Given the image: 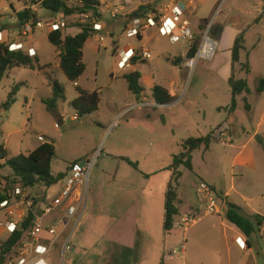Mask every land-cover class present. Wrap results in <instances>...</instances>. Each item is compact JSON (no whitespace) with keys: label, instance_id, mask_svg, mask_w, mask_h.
I'll use <instances>...</instances> for the list:
<instances>
[{"label":"rangeland","instance_id":"obj_1","mask_svg":"<svg viewBox=\"0 0 264 264\" xmlns=\"http://www.w3.org/2000/svg\"><path fill=\"white\" fill-rule=\"evenodd\" d=\"M68 2L76 3L75 0ZM195 2L191 15L193 26L201 22L190 46L194 41L201 44L204 32L211 25L209 34L219 41L214 58L200 59L191 69L177 65L172 55L167 54L184 55L189 42L171 45L166 40L150 44L144 41V46L151 47V56L140 60L136 67L142 73L141 83L145 88L141 99L130 91L127 80L121 75L129 68L119 66L121 58L115 47L126 37L136 42L142 40L128 34L120 23L123 21L120 16L112 18L106 13L117 25L111 32L110 23L106 22L97 32L98 49L93 47L95 39L85 45L86 70L81 79L84 87L100 90L101 103L94 113L79 117L74 116L71 104L78 96L77 83L70 81L58 66L59 49L47 36V27L50 29L49 24L61 14H53L40 4L36 9L45 27L25 38L34 43L33 46L28 44L25 50L33 49L39 63L34 69L13 67L0 84V143L16 156L32 150L39 136L53 141L55 174L62 173L69 164L96 161L85 189L82 206H86V211L78 223L73 221V249L66 252L65 264H162L163 261L165 264H247L248 261L264 264V229H257L251 236L253 250L228 245L223 222L233 228L234 225L227 221L225 210L222 214H206V206L197 192L202 182L216 186L217 191L230 190V199L237 201L243 214L264 215V199L258 192L264 184V150L257 137L249 143L257 160L256 167L233 165L238 148L249 141L257 126H264V122L261 123L264 90H259L264 78V0ZM23 5L24 0H0L1 22L14 33L19 31L14 9ZM67 21L70 27L67 32L75 33L80 28L77 26L88 20L69 17ZM226 25L245 33L247 51L258 64L246 77L252 109L246 107V101L239 95L236 109H231L232 78L229 82L222 80L217 68L224 61L222 49L231 43V34L227 35V31L220 39ZM142 32L145 34L144 29ZM257 41L260 44L253 48ZM114 75L120 77L112 80ZM51 77L64 86L66 94V100L60 101L54 109L47 102L53 96ZM173 82L180 98L177 103L139 105L144 99L155 102L153 88L156 85L169 88ZM10 94L16 101L4 109L3 104ZM222 132L226 133L225 137ZM208 135H211L210 145L206 148L204 144L194 152L192 168L185 163L174 167V156L183 150L182 139ZM123 158L137 162L139 168ZM177 169L181 176L176 204L182 207L183 216L189 214V206L194 205L200 209L202 217L185 230L181 225L182 216L178 215L175 230L167 232L164 229L166 192ZM11 174L10 167H0V183L4 185ZM45 189L37 186L28 192L34 198L41 196L39 193ZM205 230L208 233L203 235ZM226 231L235 237L233 231ZM183 240L187 242L185 256L169 258L168 252ZM57 253L54 251V264H61L57 259L60 253Z\"/></svg>","mask_w":264,"mask_h":264},{"label":"trees","instance_id":"obj_2","mask_svg":"<svg viewBox=\"0 0 264 264\" xmlns=\"http://www.w3.org/2000/svg\"><path fill=\"white\" fill-rule=\"evenodd\" d=\"M75 5H70L68 0H30L27 2V7L16 13L19 27L22 29L29 23H34L38 17V12L34 9V5L40 4L53 14L71 15L75 12L90 13L91 18L83 24L78 25L81 31L76 35L67 34L64 32V27L60 30L50 31L48 34L49 41L54 44L60 50V64L59 67L65 73L70 81H77L86 70V63L84 61V47L89 38L97 33V29L94 28V24L102 19V12L100 10V0H75ZM153 10L151 4L142 5L133 12L135 17H143L148 11ZM158 20V18H156ZM246 36L245 33H240L234 43L232 49L233 61H240V54L242 50L246 49ZM199 41L192 42L188 51L187 57H193L196 55L199 49ZM135 59V58H134ZM137 60V59H135ZM181 58L176 59L174 62L177 65H181ZM39 63L38 55H31L25 50H12L9 43L0 42V84L6 74L15 66L34 69L36 64ZM137 63V61H134ZM243 67L249 71V63L243 64ZM124 77L126 78L129 89L140 96L145 90L141 84V72L139 70H133L127 72ZM233 90V102L231 109L235 110L237 107L236 96L243 93L249 94L250 88L247 79L235 78L231 79ZM50 85L53 89V96L50 97L47 102L52 109L58 106L60 101L66 100L65 88L57 80L51 77ZM78 96L71 102L73 110L78 116H84L91 114L99 109L101 102V95L98 90L89 91L76 85ZM259 90H264V78L261 79ZM153 97L155 101L160 104H167L173 100V96L170 94L167 88L162 85H156L153 88ZM246 107L250 109V104L246 97ZM16 98L13 94H10L6 102H4V109H8ZM257 140L264 150V137L258 135ZM211 135L208 136H191L184 139L182 142L183 150L174 156V167H178L182 163H185L189 168H192V153L199 149L202 145H206V148L210 145ZM56 155V146L53 141H45L39 138L38 144L27 153H20L16 156H12L8 148L4 144L0 143V167H10L12 174L8 176L7 182L2 185L3 191L0 193V202L9 199V193L16 188H34L37 186H43L49 188L56 184L64 173L55 176L52 173V160ZM129 164L135 168H139L137 162L132 161L129 158H123ZM76 164V163H75ZM181 176L180 171L177 169L172 177L169 187L166 192V213L164 229L167 232H171L174 228L175 218L180 214V210L176 205L177 200V187L179 184V178ZM36 200V198L34 197ZM33 213L31 212L26 220L23 222L22 229L12 233L6 240L0 243V264H7V259L15 246L27 235L33 222ZM226 218L231 223L235 224L245 235L250 237L253 233L260 229L264 225V216L255 214L253 216H247L241 212V208L229 202V207L226 213ZM162 264H165L164 261Z\"/></svg>","mask_w":264,"mask_h":264},{"label":"built area","instance_id":"obj_3","mask_svg":"<svg viewBox=\"0 0 264 264\" xmlns=\"http://www.w3.org/2000/svg\"><path fill=\"white\" fill-rule=\"evenodd\" d=\"M179 0H167L162 4L160 8L156 11L151 10L150 16L146 18L135 17L131 25L128 26L127 32L130 36H139L141 31L150 26L160 25L161 34L168 36L172 43H178L180 41L191 42L194 38V32L191 26V21L189 18L185 17L178 4ZM69 17L77 18L80 20H89L91 18L90 13L75 12L71 15H62L59 19L54 20L49 24L51 31L60 30L67 27L69 22L67 21ZM158 18V20L156 19ZM99 22V21H98ZM94 24V28L99 30V23ZM44 26V22L40 19L34 23H29L21 29L22 36H28L37 28ZM211 25L208 26L206 32H204L203 40L199 46V49L195 56L187 57L185 65L189 68H195L196 64L200 59L212 60L219 47V41L210 36L209 30ZM0 42H4L2 33L0 32ZM10 49L12 50H24L23 42H11L9 43ZM128 47V46H127ZM126 47L120 51V61L119 66L125 68L129 66L131 60L137 55L135 50ZM143 57L149 58L150 49L145 46L142 50ZM29 54L36 55V52L30 49ZM139 105L147 106H158L165 105L160 104L157 101L147 102L145 99ZM225 137L226 133L222 132ZM43 139L42 136L39 137ZM228 140H230L228 138ZM96 161H85L82 164L76 163L71 165L69 174L66 177V185L61 193L62 198H68L73 191L77 188H81L80 195L77 200L68 205L67 208V221H80L81 217L85 213V206L83 205L85 189L88 185V180L90 172ZM3 191V187L0 184V193ZM198 195L201 201L204 202L206 209V214L222 213V207L220 205L221 198L217 195L216 191L208 183L202 182L198 188ZM36 200L30 196L28 189L16 188L9 193V199L0 202V243L6 240L12 233L22 229L23 222L26 220L28 215L33 213V222L27 235L15 246L13 251L10 253L7 264H54V258L52 257L53 248L56 244L59 235L56 225H52L48 228V232L52 236L48 241L47 245L44 246L43 250H38L37 247L42 245V232L45 229V218L47 215L51 214L55 209L54 203H46L41 201L42 208L38 210L37 202L40 198L35 197ZM39 199V200H38ZM199 218L185 214L181 218V225L185 230H187L192 224H194ZM74 231V226L72 228L71 234L66 236L60 247V258L61 264H65L66 252L73 249L71 244V236ZM7 233L6 236L4 234ZM3 239V240H2ZM236 242L241 248L247 247V242L242 240L241 237L236 239ZM187 250V242L183 240L178 246L174 247L168 252V257L173 259L179 255L184 256Z\"/></svg>","mask_w":264,"mask_h":264},{"label":"crops","instance_id":"obj_4","mask_svg":"<svg viewBox=\"0 0 264 264\" xmlns=\"http://www.w3.org/2000/svg\"><path fill=\"white\" fill-rule=\"evenodd\" d=\"M29 1L30 0H24L23 7L19 8L17 10L14 9V16L15 17H17L16 13L18 11L23 10L24 8L27 7V2H29ZM166 1L167 0H114V1L109 0V2H104V0H100V2H101L100 10L102 12V19H100L99 22H98L100 28H99V30L97 32H99L100 30L103 29L104 25H106V22H107V24L110 23L109 24V30L110 31L113 30L114 26L117 25L115 20H113V19L110 20V18L106 17V13L110 14V16L112 18L120 16L123 19V21L120 22V23L122 25H124V29H126V28H128L129 25L132 24L133 19L135 18V16L132 15L133 12L138 10V8L140 6L147 5V4H151L153 6L155 4L156 6H153V10L156 11ZM178 4H179L180 8H182L183 15L190 19L191 26H192V29H193V32H194V35H195L197 33V31L200 30V22H201V20H200L199 23L195 24V27L193 26L194 23H193V19H192L191 15H192V12H193L192 8H194L193 6H195V4H196L195 0H179ZM38 5L39 4L34 5L33 8L37 9ZM148 16H150V11L146 12L142 18H146ZM1 20H2V18H1V14H0V32L2 33L4 41H6L7 43H11V42H14V41H16V42H20L21 41L24 44V50H25V48H26V46L28 44H29V46H31V45L33 46L34 45L33 42L27 41V39H25L26 37H29L30 34L28 36H22L20 34V31H21L20 27H19V31L17 33H14V30H11L9 28V26L7 24L2 23ZM160 25H161V23L159 22L158 26H150V27L145 28L144 29L145 30V34L142 32L143 31L142 30L140 35H139V38L142 40L141 42H136L135 40H133V41H135V43H134L132 41L133 38L126 37L123 40V43L121 45L120 44L116 45L115 51H116L117 54H119L120 51L123 50L125 47H126L125 51H127L128 48H129V50L133 49L137 53V55L134 57L137 60H135L134 58L131 60L129 66H127L129 68V70L127 72H130V71H133V70H137L136 67L138 66L140 60H144L145 59V57H143V53H142V50L145 47L144 43H143L144 41H145L146 44H150V43H155L156 41L159 43V42H162V40H166L167 43H169L171 45L175 44V43H172L170 41L168 36H165V35L161 34L160 28H159ZM43 27H45V26H43ZM43 27H41V28H43ZM68 28H70V27H68ZM68 28L65 29L67 34L69 33V32H67ZM37 29H39V28H37ZM80 31H81V29L79 28V30L77 32L69 33V34L76 35ZM49 32H50V29L47 27V36H48ZM225 32H226L227 35L231 34V43L226 48H223L222 51H221V53L223 54L222 58L224 59V61H223L222 64L219 63L217 65L218 71L220 73V77H221L222 80H226L228 82L233 77L247 79L246 77H248L249 74L254 71V69H255L254 67L256 65H258V64H257L255 58L252 57L251 53H249L247 51V46H246L245 50L241 51L240 61L239 62H234L233 61L232 49L234 47V43H235V40H236L237 36L240 33H242V32H241V30H239L237 28H234L232 26L226 25L221 30L220 39L224 35H226V34H224ZM147 34H148V36H147ZM93 39H95V40H93ZM90 40H93V42H92L94 44L93 47L95 49H98V46H100V44H99L100 43V39H99V36L97 35V33L95 35H93L91 38H89L87 40L86 44ZM246 41H247V38H246ZM102 44L105 45L106 44L105 41ZM258 44H260V41H257L256 43H254L253 48L258 47ZM148 48L150 49L151 47H148ZM189 49H190V42H189V47L186 49L184 55H180L179 53L178 54L177 53H170V52H167V54L172 55V57L174 58V61L176 59H178V58H181L182 59L181 65L186 67L185 61L187 59V54H188ZM84 50H85V47H84ZM59 51H58V55L60 54ZM150 51H151V49H150ZM59 59H60V56H59ZM134 61H137V63H134ZM246 62L249 63V71H247V69L243 67V64L246 63ZM59 64H60V61L58 63V66H59ZM127 72H124L123 74H121V75H123V78H125L124 75ZM141 75H142V73H141ZM119 77H120V75H114L112 80H117ZM81 79H82V76L77 81H75L77 83V85H79L82 88H84L86 90H89V91L98 90V89H94V88L93 89H89V88L84 87L82 85L83 83H82ZM141 79H142V77H141ZM247 81H248V79H247ZM174 86H175L174 82L172 83V85L169 88L164 86L165 88L168 89L170 94L174 97L171 102L167 103L168 106L169 105H174L180 99L178 97L177 92L175 91V87ZM98 91L100 92V90H98ZM262 93H264V91ZM249 94L243 93V94H241L239 96H241V98H243V99H244V97H246L247 100H248V95ZM139 98L141 99V95L139 96ZM62 102H64V101H62ZM167 104H165V105H167ZM251 107H252V105L250 104V109H252ZM74 116L79 117L76 112L74 113ZM263 122H264V114L261 117V123H263ZM263 129H264V126H257L255 131H254V133H252L251 136L249 137L250 138L249 141H247L246 143L241 145V147L238 148V151H237V153H236V155H235V157L233 159V165L241 164V165L252 166L254 168L256 167L255 164H257V160H256L255 155H253L254 151H253V148L250 146L249 143L251 141H253L258 135L264 133ZM195 137H198V136H195ZM183 140L184 139H182V142H183ZM36 144H38V142L35 143V145ZM196 150H198V149H196ZM194 152L192 153V157H193ZM83 162H85V161H82L80 163L82 164ZM71 165L72 164L66 165L65 170L62 172V173H64V176L62 177V179H60L56 184L52 185L51 187L46 188L45 190H42L39 193V194H42L41 196L40 195L36 196V197L40 198V201L37 202L38 210H41V208H42L43 204L41 203V201H45L46 203H54L55 204L54 211L51 214L47 215L46 218H45V229L42 232V245H39L37 247L38 250H43L44 246L47 245V241L52 237L50 235V233L48 232V228L50 226H52V225H56L59 238H58V240H57V242H56V244L54 245V248H53V254H52L53 258H55L54 257V251L57 250L58 253H59L60 247L62 245V242H63L64 238L71 234L73 225L71 224V222L67 221V208H68L69 204H71V203H73V202H75L77 200V198H78V196L80 195V192H81V188L77 187L68 198L64 199V198L61 197V193H62L63 189L65 188L66 177L69 174V171L71 169ZM52 173L55 176H57L58 174H61V173L55 174L53 172V170H52ZM172 177H173V175H172ZM213 188L216 191L217 195L221 198L220 205L222 207V213L224 212V210L227 213V210H228V207H229V202L234 203V204H236V205H238L240 207V205L237 203L236 200H231L230 199V197H231L230 190H227V191L224 192L222 189L220 191H217V187L216 186H214ZM258 190H259L258 192H259L260 196L262 197V199H264V184H263V186L259 187ZM178 191H179V188H178ZM178 191H177V200H178V197H179V192ZM243 198L245 200L247 199V197H245V196ZM178 208L180 210L179 216L181 217V216H183V213L181 211L182 207L178 206ZM85 211H86V206H85ZM241 212H242V208H241ZM187 213H189V215H192V216H195V217L199 218L195 223H197L202 217L200 215V209L196 208L194 205H190L189 206V212H187ZM257 214H260V213H257ZM245 215L253 216L255 214H245ZM260 215H262V214H260ZM262 216H264V215H262ZM227 221L229 223H231L229 220H227ZM223 223L225 225V232H224V235H225V238H226L225 241L227 242L228 245L229 244L238 245V247L240 249L244 250V251H246L248 249L253 250V240H252L251 236L254 233L250 237H248L235 224L231 223L232 225H234V228H233V226H226L225 222H223ZM228 229L235 233V237H233V236L231 237V236L228 235V233L226 231ZM263 229H264V225L260 228V230L263 231ZM173 230H175V227L173 228ZM207 233H208V231L205 230L203 235H206ZM238 237H241L242 240H245L247 242V247L246 248H241L239 246V244L236 242V239ZM228 250L230 252V247H228ZM55 260H56V258H55ZM247 264H256V263L254 261H248Z\"/></svg>","mask_w":264,"mask_h":264},{"label":"water","instance_id":"obj_5","mask_svg":"<svg viewBox=\"0 0 264 264\" xmlns=\"http://www.w3.org/2000/svg\"><path fill=\"white\" fill-rule=\"evenodd\" d=\"M38 20V18H36V21Z\"/></svg>","mask_w":264,"mask_h":264}]
</instances>
